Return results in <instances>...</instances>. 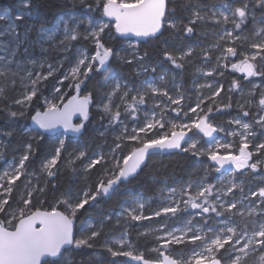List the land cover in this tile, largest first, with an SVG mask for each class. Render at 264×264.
Returning a JSON list of instances; mask_svg holds the SVG:
<instances>
[{"label":"snow or ice","instance_id":"1","mask_svg":"<svg viewBox=\"0 0 264 264\" xmlns=\"http://www.w3.org/2000/svg\"><path fill=\"white\" fill-rule=\"evenodd\" d=\"M69 3L72 6L58 13L50 29L45 26L44 0H17L13 17L0 15V24L6 25L0 28L3 53L0 55V119L4 120L0 136L26 137L18 149L22 153L18 163H10L0 172V216L3 217L0 218V264H91L90 260L77 262L71 257L89 251L95 254L101 249L112 258L108 264H127L120 258L136 264H264V180L253 188L243 179L245 173L255 176L264 172V91L256 86L239 105L240 115L228 121L233 130L227 135L234 138V143H217L215 149L197 150L196 140L188 144L192 139L188 133L196 130L203 137L215 139L214 133L224 131L211 120L212 114L221 110L214 105L219 101L223 109L231 108V98L228 97V103H222V93L242 92L239 80H232L227 90L219 81L196 85V103L194 106L189 103L184 111L185 100L190 98L175 83L177 94H171L167 72L162 71L150 82L142 81L137 86L113 71L109 90L103 93L98 105L102 119L107 117L104 131L98 134L104 137L116 125L120 127L119 135L108 153L96 154L95 158H89L83 150L74 153L76 159L89 160L82 169L85 182L90 171L108 165L103 174L93 184L61 193L55 204L44 208L46 202L37 207L33 201L47 195L48 184L43 187L33 184L37 173L28 171L30 158L39 150L34 143L42 139L40 130H52L58 125L78 133L87 129L85 122L89 121L93 93L80 96L79 92L81 84L91 79L92 74L109 72L116 62L135 65L136 75L157 73L158 65L149 63L154 54L140 49L148 39L157 41L158 59L183 70L196 55V49L186 44H170L171 35L190 40L196 35L198 25L219 26L213 33V42L200 49V59L208 70L198 68L197 72L212 81L223 77L230 66L244 73V79L260 77L264 83V0H226L220 4L205 0H79L83 6L80 15L76 13L77 0ZM181 12L184 14L178 16ZM249 20L253 25L250 32L236 34L243 33L242 26ZM113 29L118 34L115 39L121 41L119 44H110L105 39L113 35ZM166 32L170 35L165 36ZM131 34L140 39L125 47L123 41H131ZM73 42L80 47L70 54L75 46ZM87 42H91L94 50L85 47ZM37 48L42 55H37ZM65 63L70 67L57 82L70 80L68 87L78 94L61 106L57 102V97L59 101L64 99L61 89L54 87L56 97L50 99L44 95V86ZM149 101L152 105L145 111ZM76 113L83 117L79 124L72 123ZM172 113L175 116L169 119ZM26 119L38 125L33 129L36 135H28L29 130L20 124ZM125 120L131 121V129ZM185 144L188 146L184 147ZM127 145L132 146L125 152ZM7 147L8 144L0 141V158ZM173 149L195 157L206 155L210 162H215L218 174L222 176L224 169L231 178L222 179L219 186L208 183L206 177L189 180L179 190L166 186L161 191L168 193L167 205L147 216L142 199L121 200L120 211L114 213L115 224L128 225L153 218L181 221L191 214V219L183 220L182 227L161 223L158 228L140 233L142 237H151L148 243L154 245L148 248L146 244L144 251L128 239L127 227L119 236L106 231L113 223V213L95 218V223L86 220L78 232L74 230L78 214L82 215L100 199L116 195L122 184L135 179L147 166L151 155ZM64 150L65 141L61 139L54 152L42 160L40 173L55 177ZM20 184L24 186V195L14 207V193ZM102 236L106 238L98 245ZM177 246L186 251L175 255Z\"/></svg>","mask_w":264,"mask_h":264},{"label":"trees","instance_id":"2","mask_svg":"<svg viewBox=\"0 0 264 264\" xmlns=\"http://www.w3.org/2000/svg\"><path fill=\"white\" fill-rule=\"evenodd\" d=\"M205 2L211 4L216 3L220 4L223 2H226V0H205ZM44 3L46 7L44 8V12L47 16V22L46 24L48 26H52L56 22V18L58 13L61 12L62 9L65 7H71V3H69V0H44ZM17 0H0V13L4 12H10L12 15H15V9L17 8ZM83 6L79 4V0H77L76 4V13L77 15H80V9ZM184 13H178V16H182ZM259 15V13H257ZM219 26H215L211 23L208 24H201L197 26V32L196 35L193 36L190 40H184L181 35H175L172 34L170 40H174L180 44H194L197 41H207V42H213L215 38H212L210 35H212V31L218 30ZM230 27V25H228ZM246 34H248L253 27L251 20L246 22L245 25L242 26ZM118 34L114 33L113 29V35L112 36H106L105 39L109 41L110 44H119L121 41L115 39V36ZM169 33H165V36H169ZM203 36H208L209 38H204ZM163 39V37L161 38ZM133 41V40H131ZM130 41L125 40L123 41V45L126 46ZM75 44V42H73ZM80 47L79 44H75L74 48ZM85 47L92 49V46L90 43H86ZM141 51H148L150 53H153L152 61H149V63H157L161 59H158L160 56V49L157 47V41L154 39H149L147 43H142L140 45ZM163 61V60H162ZM166 67H173V65L169 63H163ZM113 71L119 72L120 75L126 79L127 81H130L131 84H138L140 82V79H138L136 75V68L135 65L132 66H124L119 64L118 62L113 63L112 68L109 70V72H102L99 74H92L91 79L86 80L83 84H81L80 92L83 94H87L90 91L93 93V102H92V109H91V116L89 118V121H87V129L85 133L79 137V139L82 140H88L91 138V136L95 133L96 129L104 130V125L107 124V117H104L102 119V112L100 107L101 103V97L104 92L108 91L109 89H106L104 86L107 82V80L110 78V75ZM183 80L187 82L188 80V74H187V68L184 67L183 70ZM232 75V80L236 79L241 82V85H247L249 84L254 77L248 78L249 80H243L244 76L243 74L239 75L240 78H236V73L228 72L226 73V76L223 77V79L226 80L229 75ZM252 79V80H251ZM255 79H259L261 81L260 77H257ZM48 81L47 83H49ZM67 84L65 83L64 86L67 88ZM76 92L74 88H71V90L68 92L66 97L64 98V102ZM44 95L47 96V91L44 89ZM235 99L231 101L232 107L223 109L221 106V103H217V105L214 106L220 107L221 110L219 112H214L211 116V120L213 123H226V118H229L231 116H235L241 113V109L238 105L235 103ZM223 103H228L223 102ZM39 107V105H37ZM43 110V109H41ZM34 114V111L32 112ZM27 123H29L31 120L26 119ZM3 124V119H0V125ZM115 126V125H113ZM195 133V132H194ZM189 136L192 134L188 133ZM197 135H200L197 133ZM51 137H48L46 135L42 136V139L38 142V144L34 143V147H37L39 150L37 151L36 155L30 158V162L28 164L34 163L35 161H42L47 156V142L50 140ZM132 145H127L125 147V151L128 150L129 147ZM206 144L204 141L197 144V150L205 149ZM210 161L206 155H201L199 157L193 156L191 153L189 154H183L179 150H167L164 153H156L150 156V158L147 161V166L143 167V170L139 172V175L135 177V179H130L129 181L125 182L120 187V194L119 199L124 198V191L127 189H134L136 191H140L148 196H151L153 198L158 196V192L156 190V185L153 180L157 181H165L167 182V185L169 187H180L181 184L189 181V180H196L200 179L202 177H206L207 181L209 183H215L216 177H218V173L215 171V169L212 168V166L209 164ZM198 164H200V167H196ZM74 167L69 166H63L62 168H58V171L56 172L55 177H48L44 178L46 180V183L48 184L47 188V195L46 196H39L37 199L33 201V203L37 207H41V202L44 201L46 203L43 204V207L46 208L48 204H55V200L59 198L61 193L67 192L69 189H72L74 191L75 189H79L80 185L79 182L82 181V177H80L78 171L73 172ZM99 171V167H97L94 171L90 173L91 178L87 180V183L91 181V184L95 182L96 178V172ZM245 178L248 179L247 184H250L253 188L256 186H260V182L258 180H255L252 178L251 174L244 175ZM82 179V180H81ZM86 185V183H84ZM122 195V196H121ZM238 195V194H237ZM17 199V196L14 194V199L12 201L13 206L15 207V201ZM18 202V201H17ZM119 200L117 199V195H113L111 198H103L100 199L98 203L95 204V206L89 208L86 212H84L82 215L78 214L79 218L76 220V224L81 221V219L87 220L88 217H92L94 215H99L100 217L103 215H106L111 209H115L118 207ZM62 210V209H61ZM0 218H3L0 216ZM187 216L182 218L181 221H173V220H164L161 219V222L167 221V223L171 224V226H176L183 223V220H186ZM198 219V218H197ZM76 230L78 232L79 228L76 225ZM107 232L111 233L112 235L115 234L114 227L111 225H108ZM106 237L102 236L100 240L97 242V244H102L104 239ZM130 239L132 241H135V235L133 231H130ZM147 240V239H146ZM145 240V237H138L136 241L135 247L138 248L140 251L145 250V245L147 244ZM176 250L185 251L186 249H181L180 247H176ZM101 253L99 254L98 251L94 254L92 251H89L85 253L83 256L75 255L71 257L72 259L79 262L81 259L85 261H91V264H108L109 260L112 259L107 252L103 251L102 249L99 250ZM121 260H126L127 258H120Z\"/></svg>","mask_w":264,"mask_h":264},{"label":"rangeland","instance_id":"3","mask_svg":"<svg viewBox=\"0 0 264 264\" xmlns=\"http://www.w3.org/2000/svg\"><path fill=\"white\" fill-rule=\"evenodd\" d=\"M0 15H4L7 17H13L14 15H12V13L10 12H4V13H0ZM55 24V23H54ZM54 24L52 26H48L47 24L45 25L47 28H52L54 26ZM6 25L4 24H0V28L4 27ZM231 27V25H230ZM81 31H83V27H81ZM213 33L215 32V30L212 31ZM210 35L212 38H215L214 35ZM236 34L238 35H246V32L243 31V33L237 32ZM59 37V34H58ZM204 38H209L208 36H203ZM136 41H130L129 43H135ZM91 44V42H88ZM128 43V44H129ZM170 44H175L177 46L181 45L180 43L174 41V40H169ZM211 42H207V41H197L194 44H190L189 46L193 47L196 49V55H194L191 58V63L190 64H186V68H187V74H188V80L187 82H185L183 80V72L180 69H175L173 67H166L163 63L164 61L160 60L158 61L156 64L157 66V73H149V74H140L137 75L138 79H140V82L138 84H134V85H140V83L142 81H151L152 79H154L156 77V75L160 72H167L168 73V88L171 92V94L173 96H175L176 93V88L173 87V83H175V85H177L180 89V91L182 93L185 94L186 98H190V99H186L185 100V108L184 111H187V105L190 103L193 106L196 103V97H197V89H196V85H201V84H205L208 82H211L213 84H216L217 81H219L220 84H223L224 89L227 90L231 84L232 81V75L230 74L229 77L225 79H223L224 76H226V73L228 72H233L234 70L231 69V67L229 66L228 69L225 70V74L223 77H215V79H213L212 81H209L207 78L203 77L202 75H200L197 72L198 68H203L204 71H207V68H204V64L203 61L200 59V49L208 44H211ZM128 44L125 46L127 47ZM45 46H48V43H45ZM79 48V47H77ZM76 48V49H77ZM76 49L74 47H72L70 49V54L71 53H75ZM36 53L37 55H42V53H40L39 48L36 49ZM0 55H3L2 52H0ZM53 62V61H50ZM73 62H74V58H73ZM233 63L236 62L235 59H233L232 61ZM212 63H215V61L213 60ZM70 67L69 64L65 63L64 68H62L59 72L54 73V77H49L48 81H50L49 83H46V85L44 86V89H46L47 91V97L48 98H53L56 97V93L54 92V87H59L61 89L60 95L64 96V98L66 97V95L68 94V92L71 90L72 87H68V85L71 83L70 80H66L64 81L63 84H59L57 81H59L64 72L67 70V68ZM236 73V78H240L239 75L242 74V72L239 71H234ZM244 78V77H243ZM257 77H254V79L247 85H242V89L243 91H233L231 93H228L227 91H225L224 93H222V103L223 102H227L228 101V97L231 98V101L235 99V103L236 105H240L244 103V99H247L249 97L250 92L252 91L253 87L256 86L259 91H264V83H262L259 79H255ZM243 80H249L247 79H243ZM67 84V88H65L64 84ZM111 84V80L110 78L107 80L106 84H105V88L109 89V85ZM91 92V91H90ZM204 95H210V93L208 92H204ZM257 99H258V93H257ZM57 102H59L61 105L64 103V99L63 101H59L58 97H57ZM119 101H117L118 103ZM207 103V101L205 102ZM218 103H221L218 101ZM152 105V101H149L148 105L145 107V111L147 110V108L151 107ZM215 106V105H214ZM240 108V107H239ZM241 109V108H240ZM247 110V109H245ZM253 112L255 111L254 109L252 110ZM141 119L143 118V112L139 113ZM191 115V114H190ZM240 115V114H238ZM238 115L235 116H231L229 118H226V123L222 124V123H214L216 125H218L219 127H222L224 129L223 132H218L215 133L216 135L214 136L215 139L211 138V137H203L202 133H199L200 135H197L196 130H193L191 137L192 139L188 140V144H191L193 140H196L199 143H201L202 141L205 142L206 147L205 149L212 147L213 149H215L216 144L217 143H229V142H233L234 143V138L231 135H227V133L231 132L233 130L232 127L229 126L228 121L231 120L232 118L237 117ZM175 116V113H172L171 116L169 117V119H171L172 117ZM194 119V117H193ZM31 122V121H30ZM30 122L27 123L26 120H23L20 122L21 125H23L24 128H27L28 131V135H36V132L33 131V128L30 125ZM181 122H187V121H181ZM3 124H4V120H3ZM125 124H127V126L131 129L133 127L131 121L129 120H125ZM100 131H104V130H99L96 129V131H94L91 138H89L88 140H82L79 138H69L68 136H65L63 134L61 135H57L54 137H51L50 140L47 142V156L51 153L54 152V149L59 145V140L63 139L65 141V150L62 151V155H61V161L58 164V168H62L63 166H69V167H74L80 177H82L83 179V173H82V169L84 168V166L89 162L88 159L85 158H80V159H76V156L74 155V153H78L79 150H83L86 152V154L88 155L89 158H95L96 154L99 153H108L109 152V147L113 145V141L116 135H119L120 132V127L118 126H113L112 128H110L104 137L99 136V132ZM194 132L196 134H194ZM41 136H43L40 133ZM239 137L235 138V141H238ZM26 140V137L23 135H18L16 137H4V136H0V141H4L6 144H8V147L4 150V155L2 158H0V172H3L4 170H6L9 166L10 163L13 162H17L18 163V157L22 154L20 151H18V149L20 148L21 143ZM188 145L185 144L184 147H187ZM235 146V145H234ZM126 152V151H125ZM220 154L223 155L224 154V150L221 149L220 150ZM47 156L45 158H47ZM14 158L15 161H14ZM44 160V159H43ZM42 161H35L34 163L28 164V171L31 173L33 171H35L37 173V176L33 178L32 183L33 184H39V186L43 187L46 183V180L44 178H46L47 174L40 173V165H41ZM71 162V163H70ZM213 169H215V162H210L209 163ZM201 165L198 164L196 167H200ZM99 167V171L96 172V178L95 181L97 180L98 177H100L103 174V170L104 168L108 167V165H103V166H98ZM92 171L89 172V177L90 173ZM221 174L218 175V177H216L215 179V184H217L218 186L220 185L221 180H228L230 177V172L229 171H225L224 169H221ZM249 173H245V175H248ZM205 178V177H202ZM200 178V179H202ZM253 179L258 180V182H261V180H264V172H260L259 174L252 176ZM23 179V178H22ZM81 179V180H82ZM243 179L245 180V182H248V179L243 177ZM193 181H195L194 179H192ZM199 180V179H196ZM155 185H156V190L158 192V196L153 198L151 196H148L142 192H138L134 189H127L126 191H124V198L123 199H119V194L120 191H118L117 195V199L119 200V202L121 200H129V201H138L141 200L144 202L145 204V215H151V213L155 210H158L160 207L162 206H166L167 205V201H168V193L162 192L161 189H164L167 185V182L165 181H157L156 179L153 180ZM208 182V181H207ZM84 183L86 184H91V181H89L88 183L84 181V179L82 181L79 182L80 188L85 187L86 185H84ZM209 183V182H208ZM176 187V186H175ZM177 190H179V187H176ZM77 189H75L73 192H75ZM17 196V201L20 200L21 196L24 195V186L23 184L19 185V188L17 189V191L14 193ZM122 196V195H121ZM237 198H239V194L237 195ZM17 201H15V204L17 203ZM16 206V205H15ZM120 211V204H118V207L115 209H111L107 214L109 213H113V223L112 226L114 227V230L116 231L114 236H119L120 232L124 230L125 227H127L128 229V239L132 242L133 246L135 247L136 245V241L138 239V237H140V233L145 232L146 230H150V229H155L158 228L159 225L161 223H167V221L165 222H161V218H153L152 220L149 221H140V222H132L131 224L128 225H116L115 224V215L114 213H117ZM195 210H190V213H194ZM106 214V215H107ZM100 217L99 215H94L92 217H88L87 220L88 222L91 223H95V218ZM91 218V219H90ZM192 216L191 214L187 216V219H191ZM166 220V219H164ZM86 220L81 219L80 222H78L76 225L78 228H80V225L82 223H84ZM183 224V223H182ZM182 224L176 225V226H172V227H182ZM133 231L134 235H135V241H132L130 239V231ZM159 234V233H157ZM147 239V240H146ZM146 242H147V247L151 248L154 245L151 243H148V241L151 240V237L145 238ZM186 251V250H185ZM184 252L181 250H176L174 251L175 255H179L180 253ZM98 253L100 254L101 251H98ZM121 260V259H120ZM124 261V260H121ZM125 261H127V264H134L133 261H131L130 259H126Z\"/></svg>","mask_w":264,"mask_h":264},{"label":"water","instance_id":"4","mask_svg":"<svg viewBox=\"0 0 264 264\" xmlns=\"http://www.w3.org/2000/svg\"><path fill=\"white\" fill-rule=\"evenodd\" d=\"M131 35H133V41H136L137 39H140V38H136V37H134V34H131ZM147 39V38H146ZM149 40V39H148ZM243 74V76L245 77V74L244 73H242ZM248 78H252V77H248ZM78 93L77 92H75L74 94H72L71 96H73V95H77ZM79 95L80 96H83V95H86V94H83L82 92H79ZM70 96V97H71ZM69 97V98H70ZM68 98V99H69ZM67 99V100H68ZM67 100L63 103V104H65V103H67ZM63 104L61 105V106H63ZM91 109H92V103L89 105V118H90V116H91ZM83 119V117L79 114V113H76V114H74L73 115V117H72V123L73 124H79L80 122H81V120ZM85 123H87V121L85 122ZM30 125H31V127L33 128V129H37L38 128V125H36L34 122H30ZM85 131L86 130H84V129H82L81 130V132H73V131H71V130H66V129H64L63 128V126L62 125H58L56 128H54V129H52V130H48V131H45V130H40V133L42 134V135H46V136H48V137H54V136H57V135H61V134H63V135H65V136H68L69 138H79V137H81L84 133H85ZM216 134L214 133L213 134V136H215ZM156 153H159V151H157ZM155 153V154H156ZM150 158V157H149ZM148 158V159H149ZM74 230H76V223L74 224ZM49 259H51V258H49Z\"/></svg>","mask_w":264,"mask_h":264},{"label":"flooded vegetation","instance_id":"5","mask_svg":"<svg viewBox=\"0 0 264 264\" xmlns=\"http://www.w3.org/2000/svg\"><path fill=\"white\" fill-rule=\"evenodd\" d=\"M134 262V261H133ZM134 264H136V262H134Z\"/></svg>","mask_w":264,"mask_h":264}]
</instances>
